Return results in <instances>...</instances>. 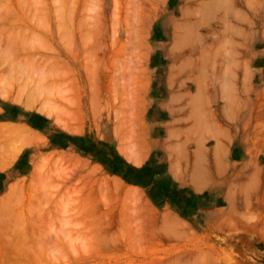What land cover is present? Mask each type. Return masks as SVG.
Wrapping results in <instances>:
<instances>
[{"label":"rangeland","instance_id":"rangeland-1","mask_svg":"<svg viewBox=\"0 0 264 264\" xmlns=\"http://www.w3.org/2000/svg\"><path fill=\"white\" fill-rule=\"evenodd\" d=\"M26 73L50 86L29 109L10 90ZM0 75V107L52 121L66 142L1 132L0 264H264V0H0ZM194 109L209 140L175 144L173 170L219 178L182 208L183 192L156 188L178 181L151 127L192 125ZM86 122L112 144H67Z\"/></svg>","mask_w":264,"mask_h":264},{"label":"crops","instance_id":"crops-1","mask_svg":"<svg viewBox=\"0 0 264 264\" xmlns=\"http://www.w3.org/2000/svg\"><path fill=\"white\" fill-rule=\"evenodd\" d=\"M191 101L194 104V107L198 106V97L192 96ZM198 109H194L193 113L191 114L194 117L195 123L188 126H164V130L161 129V124L164 121L157 120V124L159 123L160 126H156L157 124L153 122L152 130H151V144L154 148H157L158 151L164 152L168 154L169 159V171L174 176V180L178 181L177 183L173 182L171 178L160 177L159 181L156 182V188L158 189V192L165 196L166 198H170L175 196H178V193H184V197L182 195L180 198L183 199H173L174 204L176 206L179 205V207L185 208L188 205L189 199L186 196L187 192H189V189L193 190L194 192H202L205 188H200L203 181H211L213 184L214 181H217L219 178L215 172H212V174H206L205 176H201L200 173H189V175L184 174L183 170H181V174L177 175L175 171L173 170L174 165L177 162L176 153L173 151L176 149L175 144H188L189 140L191 144H207L208 138V131L206 128H204L201 125V121L199 122L198 119ZM152 118L156 117L155 111L151 115ZM37 118V120H35ZM158 119V118H157ZM173 120V115L171 112H169V121ZM168 120V119H167ZM0 121H10V122H17L22 123L30 127L31 129L38 131L39 133L46 136L47 140L45 142V145L50 144H66L64 140V132L63 130H60L52 121H49L42 116L33 115V113L29 110H21L18 108H12V109H6L4 107H0ZM159 121V122H158ZM165 123V122H164ZM167 124V123H166ZM40 128V129H36ZM107 132V130L105 131ZM186 135V136H183ZM97 131H93L91 128V123L86 122L84 126L81 128V132L79 134H76V137L72 138V140H69L67 144H72L73 146H76V149H96L98 147V144H112V142H109L106 138L101 137L100 141H97ZM215 138V141L213 144H218V142L221 140L219 134L212 135ZM188 139V143L187 140ZM38 141V140H36ZM34 141V142H36ZM112 141V140H111ZM40 142V141H38ZM34 144V143H33ZM116 147H118V144H115ZM29 157L26 155H22L19 157V160L13 164L11 168L6 170L3 174V181H7L10 178V175H13V173L18 172L17 174H21V172L25 169V166L29 164ZM194 164H196L197 160ZM108 164V163H107ZM126 164V163H125ZM124 164V165H125ZM173 165V166H172ZM123 172V171H122ZM162 174H159V176ZM156 181L154 178L153 183ZM3 186V184H1ZM214 186V184L212 185ZM0 195L2 193L0 192ZM191 196V195H188ZM170 201V200H169ZM173 203V201H171ZM168 199L163 202V204H167ZM179 209V208H177ZM179 211H183L180 209Z\"/></svg>","mask_w":264,"mask_h":264},{"label":"bare ground","instance_id":"bare-ground-1","mask_svg":"<svg viewBox=\"0 0 264 264\" xmlns=\"http://www.w3.org/2000/svg\"><path fill=\"white\" fill-rule=\"evenodd\" d=\"M20 64H18V66H19ZM22 65V64H21ZM20 65V66H21ZM25 64H23V66H24ZM12 66L13 65H11L10 67L12 68ZM19 66V67H20ZM22 66V67H23ZM25 67V66H24ZM17 69H18V67H17ZM25 69V68H24ZM13 70V69H12ZM14 70L16 71V67L14 68ZM13 70V71H14ZM20 70V69H19ZM18 70V72L16 71V75H17V73L19 74V71ZM22 70H23V68H22ZM10 71H11V69H10ZM11 73V72H10ZM21 73L22 74H24L25 75V72L24 71H21ZM9 74V73H8ZM12 74V73H11ZM15 74V73H14ZM22 74L21 75H19V77L17 78V77H15V78H17L15 81H16V83H15V81H13V82H11V81H9V82H11L12 84V86H11V93H12V90H14V87H15V85H19V87H18V89H17V95L15 94V101L16 102H18V103H20V104H22V106L24 107V108H27V109H29V108H34L37 104H39L40 103V101L41 100H43L44 99V97H46V99H49L48 97V93H47V90L46 89H48L50 86H49V83H48V86H47V82H46V79L48 80L49 78L44 74L43 75V73H42V76H41V74H38L39 75V77H38V75H37V78H34L33 79V77H31V76H28V74H30V73H26L27 74V77H25L24 75L22 76ZM49 75V74H48ZM1 76V75H0ZM11 76H13V74L11 75ZM6 77V76H5ZM35 77V76H34ZM1 78V77H0ZM11 78V77H10ZM4 79V78H3ZM7 79V78H6ZM4 81V80H3ZM2 82V79H0V83ZM9 82H5V83H8V85H9ZM46 82V83H45ZM4 83V82H3ZM1 84L0 85V95H1V93L3 94L4 92L3 91H6L7 92V90H8V87H7V85L6 84ZM10 86V85H9ZM53 87V86H52ZM10 88V87H9ZM9 93H10V91H9ZM4 94H7V93H4ZM4 94H3V96H4ZM6 99V98H5ZM49 101V100H48ZM44 102L46 103L47 101L44 99ZM40 107V106H39ZM55 107V106H54ZM57 109V110H56ZM32 110V109H31ZM58 111V108L57 107H55L54 109L52 108V106H51V103H50V105L49 106H47V105H43V106H41V109H40V112H43V113H46L47 115H49V117L50 116H53V114L55 113V112H57ZM3 131H8V132H12V133H16L17 135H18V137H20V138H24V139H22V143L24 144V142L23 141H25L26 143L25 144H32V143H34V141H36L35 140V137H33L32 135H31V130H30V128L27 126V125H25V124H22V123H11V122H2V123H0V134H5V133H7V132H5V133H1V132H3ZM9 134V133H8ZM7 135V134H6ZM5 135V136H6ZM15 135V134H14ZM4 138V137H3ZM33 138V139H32ZM5 139V138H4ZM16 140V139H15ZM21 140V139H20ZM7 141V140H6ZM19 142V141H18ZM2 143H3V141H2ZM14 143H15V141H14ZM2 145V144H1ZM13 145V144H12ZM18 145V144H17ZM11 146V145H10ZM19 147V146H18ZM15 147H13V149H14ZM1 150H2V147L0 148ZM4 150V149H3ZM7 150H11V149H7ZM8 152V151H7ZM4 152H1V154H3ZM10 153H11V151H10ZM10 153H8L9 154V156H10ZM13 153V152H12ZM18 154V153H17ZM7 155V154H6ZM8 156V155H7ZM8 156V157H9ZM2 157V156H1ZM3 159L2 160H4L5 158H4V156L2 157ZM9 159V158H8ZM7 159V160H8ZM13 159V158H12ZM131 159V158H130ZM1 160V159H0ZM5 161H6V159H5ZM9 161V160H8ZM3 162V161H2ZM2 165V164H1ZM5 167H7L6 165H5ZM116 260V259H115Z\"/></svg>","mask_w":264,"mask_h":264}]
</instances>
